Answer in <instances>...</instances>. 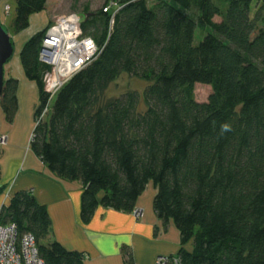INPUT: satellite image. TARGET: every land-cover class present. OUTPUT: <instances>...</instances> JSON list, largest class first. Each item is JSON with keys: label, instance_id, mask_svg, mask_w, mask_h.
<instances>
[{"label": "trees", "instance_id": "1", "mask_svg": "<svg viewBox=\"0 0 264 264\" xmlns=\"http://www.w3.org/2000/svg\"><path fill=\"white\" fill-rule=\"evenodd\" d=\"M47 1L16 0L12 31L26 29ZM109 3L118 10L104 11ZM51 23L19 50L38 88L29 147L56 176L81 182L82 222L98 206L132 212L152 183L154 212L180 232L168 264H264V0H106L94 13L86 6L81 33L99 54L49 100L50 67L39 51ZM199 28L207 32L194 44ZM122 74L145 83L144 108L137 91L106 96ZM196 84L210 87L206 101L194 98ZM17 88L16 78L4 80L7 122ZM0 219L32 234L44 264H84L49 239V213L31 192H14Z\"/></svg>", "mask_w": 264, "mask_h": 264}, {"label": "crops", "instance_id": "2", "mask_svg": "<svg viewBox=\"0 0 264 264\" xmlns=\"http://www.w3.org/2000/svg\"><path fill=\"white\" fill-rule=\"evenodd\" d=\"M47 19L48 22V15ZM47 22L38 30L29 32L22 44ZM10 77L18 80V109L21 107L20 95L25 101L28 93L31 95L28 98L36 107V84L27 81L23 69H14L7 63L4 79ZM4 122L6 125L0 126V133L6 136V147L0 150V184L8 187L0 197V203L2 200L8 203L14 192H31L49 213V239L58 241L68 250L81 253L84 264H155L157 257L176 256L180 247V232L171 220L163 221L154 212L156 189L152 183L136 201L134 210L141 211L140 217L136 218L133 211L122 212L98 206L92 218L84 223L80 218L81 182L56 176L32 152L29 144L26 153L18 149V141L15 136L12 137L13 121ZM187 247L190 248L191 244Z\"/></svg>", "mask_w": 264, "mask_h": 264}, {"label": "built area", "instance_id": "3", "mask_svg": "<svg viewBox=\"0 0 264 264\" xmlns=\"http://www.w3.org/2000/svg\"><path fill=\"white\" fill-rule=\"evenodd\" d=\"M112 5L116 4L110 3L104 11H108ZM4 10L8 12L10 7L6 4ZM80 23V16H64L51 23L46 30L39 51V60L50 67V71L44 76L50 95L49 100L73 74L99 54L100 49L94 39L81 33ZM5 142L6 136L0 135V145ZM6 204L7 202L2 200L0 210ZM133 214L138 218L141 211L133 210ZM169 261H171L169 256H160L157 257L155 264H168ZM0 264H44L32 234L20 233L16 224L2 223L1 219Z\"/></svg>", "mask_w": 264, "mask_h": 264}, {"label": "rangeland", "instance_id": "4", "mask_svg": "<svg viewBox=\"0 0 264 264\" xmlns=\"http://www.w3.org/2000/svg\"><path fill=\"white\" fill-rule=\"evenodd\" d=\"M106 0H48L46 9L31 15L29 26L23 31L15 34L12 31V22L15 16V5L16 0H0V23L5 31L10 35L12 44H13V55L8 62L14 69L18 68L21 70V64L19 59V50L23 40L27 34L35 29L42 27L45 22H47V15L49 16V21L52 23L64 16H80L83 19L84 8L88 6L89 12L94 13L101 8H103ZM10 7V10L7 12L4 10L5 5ZM110 5V3H109ZM109 10H116L115 5L110 6ZM48 21V22H49ZM205 29H196L194 34V44H198L202 38L206 35ZM30 34V33H29ZM30 83H34L27 79ZM35 85V84H34ZM37 88V86L35 85ZM145 88V83L142 80L134 78L127 74H122L117 79H115L106 91L107 97H116L125 93L126 91H137L141 95L140 108H144V103L142 99V92ZM38 89V88H37ZM211 92V89L207 85L196 84L194 86V98L197 101L204 102L208 99V96ZM29 93L25 96V101H23L22 94L21 98V107L17 110L13 118V133L12 137H16L18 141V149L23 152H27L31 132L34 128V105L31 103ZM35 95V94H34ZM31 96V95H30ZM36 97H38L36 95ZM5 118L0 108V126H5ZM3 135V133H0ZM4 136V135H3ZM6 147V142L3 145H0V150ZM1 185V184H0ZM8 186L6 185L5 189ZM3 192V193H4Z\"/></svg>", "mask_w": 264, "mask_h": 264}, {"label": "water", "instance_id": "5", "mask_svg": "<svg viewBox=\"0 0 264 264\" xmlns=\"http://www.w3.org/2000/svg\"><path fill=\"white\" fill-rule=\"evenodd\" d=\"M13 55V44L10 35L0 23V95L4 83V66L10 61Z\"/></svg>", "mask_w": 264, "mask_h": 264}, {"label": "bare ground", "instance_id": "6", "mask_svg": "<svg viewBox=\"0 0 264 264\" xmlns=\"http://www.w3.org/2000/svg\"><path fill=\"white\" fill-rule=\"evenodd\" d=\"M45 36V35H44ZM44 38V37H43Z\"/></svg>", "mask_w": 264, "mask_h": 264}, {"label": "clouds", "instance_id": "7", "mask_svg": "<svg viewBox=\"0 0 264 264\" xmlns=\"http://www.w3.org/2000/svg\"><path fill=\"white\" fill-rule=\"evenodd\" d=\"M225 127H227V126H225Z\"/></svg>", "mask_w": 264, "mask_h": 264}]
</instances>
